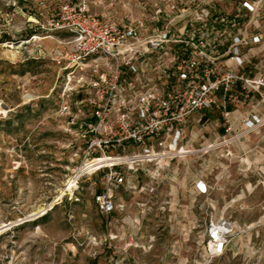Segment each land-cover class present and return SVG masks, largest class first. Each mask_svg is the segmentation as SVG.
<instances>
[{"label":"rangeland","instance_id":"374dc122","mask_svg":"<svg viewBox=\"0 0 264 264\" xmlns=\"http://www.w3.org/2000/svg\"><path fill=\"white\" fill-rule=\"evenodd\" d=\"M173 1L181 8L188 2L0 0V264H264L259 168L246 171L236 163L224 173L220 164L229 159L213 150L172 161L159 180L141 171L135 189L113 183L126 206L114 213L112 225L95 200L102 174L76 177L84 142L57 115L63 83L54 59L67 52L70 34L52 30L49 20L66 3L86 2L111 22L144 23L153 31L175 17L171 11L157 15ZM190 18L175 17L172 27L188 29ZM191 129L192 148L211 142L203 143L199 132L191 141ZM255 160L264 165L263 156ZM200 178L210 181L206 195L196 189ZM221 217L235 223L236 233L227 253L212 260L207 224Z\"/></svg>","mask_w":264,"mask_h":264},{"label":"built area","instance_id":"2783aa9c","mask_svg":"<svg viewBox=\"0 0 264 264\" xmlns=\"http://www.w3.org/2000/svg\"><path fill=\"white\" fill-rule=\"evenodd\" d=\"M221 1L226 3L215 7L209 1L188 0L183 8L173 1L158 9V17L164 11L191 17L184 30H174L175 17L167 27L153 31L145 30L144 23L116 24L92 13L86 2L66 3L49 20L52 30L70 34L67 52L54 58L63 83L57 115L65 117L68 129L84 142L85 161L76 174L78 180L102 173L103 189L95 200L108 225L126 206L118 201L114 182L135 189L141 171L159 180L172 161L199 152L224 149L234 157L232 144L264 125V117L256 113L264 105V72L242 74L254 56L249 49L264 47V0ZM238 81L244 85L243 103L256 92L260 100L251 105L245 128L233 134L228 105L240 101L231 92ZM75 94L81 98L74 99ZM214 107L222 110L226 134L205 147L192 148L191 117ZM104 158L110 162L95 161ZM126 169L132 171L131 177ZM259 184L264 188V176ZM197 190L206 195L210 186L200 180ZM207 225L209 257L219 259L228 251L235 223L221 217Z\"/></svg>","mask_w":264,"mask_h":264},{"label":"crops","instance_id":"0c3cea01","mask_svg":"<svg viewBox=\"0 0 264 264\" xmlns=\"http://www.w3.org/2000/svg\"><path fill=\"white\" fill-rule=\"evenodd\" d=\"M249 55H254L251 59H249L248 63L242 70V74L247 76H255L259 72H264V47L254 46L249 49ZM232 93L239 95V103H229L228 109L231 111L232 121L234 123V133L241 132L244 128V119L251 109V105L259 102L260 95L259 93H254L252 98L249 100V103L244 102V85L242 81H238L231 90ZM224 91L220 92V96H223ZM191 117L188 126H192L190 133L193 138L191 141L195 142V136L199 132L200 140L203 143L210 142L214 140L216 137H221L226 134V123L225 118L223 116L222 110L214 107L213 109L201 110L198 111ZM256 113L259 114L260 117H264V105L258 107L256 109ZM198 123H201V129L198 128ZM197 132V133H196ZM189 146H191L188 143ZM232 150L234 151V157H228L225 154V150L221 149V157L225 160L227 157L229 162H223L220 164L219 168H222L226 173V170L234 168V164L238 163L235 166L240 168L244 167L246 171L252 170L251 168H259L264 173V165H260L256 163V157H264V125L251 133L239 138L232 144ZM241 157L245 159V161H241ZM99 172L94 176L101 175ZM101 179V178H100ZM200 180L207 183L210 186V181L208 178H200ZM199 180V181H200ZM251 184V183H250ZM248 184V185H250ZM117 187H121L117 185ZM115 187V191H116ZM197 189V184H196ZM198 191V190H197ZM116 193V192H115ZM118 199V197H117Z\"/></svg>","mask_w":264,"mask_h":264},{"label":"bare ground","instance_id":"6f19581e","mask_svg":"<svg viewBox=\"0 0 264 264\" xmlns=\"http://www.w3.org/2000/svg\"><path fill=\"white\" fill-rule=\"evenodd\" d=\"M36 39H41V37L37 36ZM101 160H102V161H106V162H110L109 159H105V158H104V159H101ZM95 161H96V159H95ZM96 162H97V161H96Z\"/></svg>","mask_w":264,"mask_h":264}]
</instances>
